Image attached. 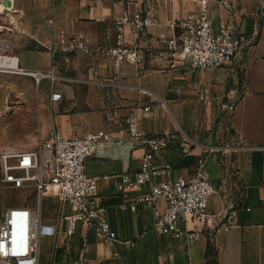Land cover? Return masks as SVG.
<instances>
[{"label": "crops", "instance_id": "obj_1", "mask_svg": "<svg viewBox=\"0 0 264 264\" xmlns=\"http://www.w3.org/2000/svg\"><path fill=\"white\" fill-rule=\"evenodd\" d=\"M9 1L8 6L0 2V12L5 8L10 16L9 25L0 24V67L21 73L18 69L48 71L55 65L67 78L53 85L62 100H51L49 85L29 105L37 107L28 113L36 114L38 129L27 134H40L43 141L57 127L66 136L91 131L111 136L87 160L86 171L98 180L96 203L107 207L118 240H99L82 225L68 236L61 219L58 234L41 240L40 264H264V0H209L214 28L228 23L246 44L242 54L213 72L191 70L180 51L166 43L172 37L179 41L184 32L180 22L199 6L192 0ZM138 9H152L158 24L138 37L130 25L122 28L125 43L140 50L137 66L116 69L103 53L52 55L60 29L94 47L114 45L116 20ZM7 49L11 55L5 57ZM145 106L153 109L146 112ZM129 121L140 136L132 135ZM167 133L169 145L153 161L164 170L156 181L189 178L202 160L217 191L209 210L225 214L232 204L238 209L231 227L212 230L189 221L188 228L199 233L189 251L183 238L153 228L165 200L139 204L134 211L128 207L149 191L147 184L123 192L118 188L124 175L132 180L139 170L146 150L142 140ZM53 202L58 213L46 217L52 220L60 216L59 203ZM84 239L87 250L80 260Z\"/></svg>", "mask_w": 264, "mask_h": 264}, {"label": "built area", "instance_id": "obj_2", "mask_svg": "<svg viewBox=\"0 0 264 264\" xmlns=\"http://www.w3.org/2000/svg\"><path fill=\"white\" fill-rule=\"evenodd\" d=\"M192 1L199 6L180 22L184 32L179 41L172 37L166 43L169 49L180 51L183 58L189 61L191 70L213 72L230 64L242 54L246 44L237 35L236 29L228 23H221L218 28H214L209 14V0ZM3 11L2 13L6 12L5 8ZM50 21L53 23V19ZM156 24L158 18L152 9H138L133 13H126L116 20V42L108 47L91 46L83 38L60 29L58 43L54 44L51 52L53 56L58 51H74L86 55L103 53L116 69L123 64L137 66L141 61L140 50L125 43L122 28L130 25L134 35L138 37L142 31ZM0 70L3 69L0 67ZM18 70L22 74L33 75L38 83L45 78L51 79V100L63 99V93L53 85L55 81L67 78L56 72L55 65L48 71ZM152 109V106L143 108L146 112ZM227 110L231 113L233 104H229ZM129 123L132 135L140 136L137 128L131 121ZM110 137L109 132L95 131L66 136L55 127L48 139L39 141L31 150L8 147L2 152L0 264H40L41 240L58 234L61 219L67 224L68 236L74 234L77 227L82 225L93 230L99 240H118L109 221L107 207L96 203L98 180L86 171L88 158L97 152L102 140ZM169 137L170 134L167 133L158 138L143 139L146 150L139 170L134 173L132 180L124 175L118 188L123 192L128 186L147 184L149 191L128 207L134 211L139 204H155L159 200H165L166 208L162 213L157 212L153 228L159 234L183 238L189 251L192 242L199 239V233L188 228L189 221L197 220L212 230L221 226L231 227L238 209L232 204L225 214L209 210L210 200L217 191L204 170L202 160L199 161L196 172L189 178L179 177L172 182L156 181L164 170L154 166L153 161L156 153L168 147ZM169 167V164L166 165V168ZM30 186L34 190L24 204L6 203V188L17 190ZM50 190L52 194L45 193ZM47 196L54 197L59 203L60 216L54 220L43 215V201ZM30 199L32 202L29 203ZM67 205L70 206L69 212L65 209ZM86 247L87 239H84L80 260L85 259Z\"/></svg>", "mask_w": 264, "mask_h": 264}, {"label": "rangeland", "instance_id": "obj_3", "mask_svg": "<svg viewBox=\"0 0 264 264\" xmlns=\"http://www.w3.org/2000/svg\"><path fill=\"white\" fill-rule=\"evenodd\" d=\"M9 21L10 16L0 12V24L3 22L5 25H9ZM3 45L6 46L7 44ZM3 55L5 57L10 56L11 51L7 49ZM62 76L64 75L62 74ZM56 82L60 81L57 80L54 84ZM52 84L49 78H45L38 83L33 75L0 70V177L2 174L1 155L6 148L24 149L41 141L39 139L40 134H27L28 131L38 129L36 114L35 116L29 114L28 110L34 107L37 111V107H30L29 105L34 102L37 103L42 97V95L40 97V94L43 90L49 89L46 86H51ZM4 195L8 205H22L31 195V191L28 188L17 190L6 188ZM54 200L55 198L52 196L44 198V217H54L57 215L58 204L54 203ZM30 202H32L31 199ZM67 208L69 207L65 206L66 211L69 212Z\"/></svg>", "mask_w": 264, "mask_h": 264}, {"label": "water", "instance_id": "obj_4", "mask_svg": "<svg viewBox=\"0 0 264 264\" xmlns=\"http://www.w3.org/2000/svg\"><path fill=\"white\" fill-rule=\"evenodd\" d=\"M2 2H3V4H4L5 6H8V5L11 3L9 0H2ZM98 149H99V148H98ZM97 151H98V150H97ZM96 153H97V152H96ZM96 153H95V154H96ZM95 154H94V155H95ZM94 155H92V156H94ZM92 156H91V157H92ZM89 158H90V157H89ZM89 158H88V159H89Z\"/></svg>", "mask_w": 264, "mask_h": 264}, {"label": "bare ground", "instance_id": "obj_5", "mask_svg": "<svg viewBox=\"0 0 264 264\" xmlns=\"http://www.w3.org/2000/svg\"><path fill=\"white\" fill-rule=\"evenodd\" d=\"M2 1V0H1ZM4 4H3V2L1 3V6H3ZM3 10V9H2ZM3 12V11H2ZM7 71H8V69H7ZM8 72H17V71H15V70H10V71H8Z\"/></svg>", "mask_w": 264, "mask_h": 264}, {"label": "trees", "instance_id": "obj_6", "mask_svg": "<svg viewBox=\"0 0 264 264\" xmlns=\"http://www.w3.org/2000/svg\"><path fill=\"white\" fill-rule=\"evenodd\" d=\"M209 255H212V248L209 246Z\"/></svg>", "mask_w": 264, "mask_h": 264}]
</instances>
